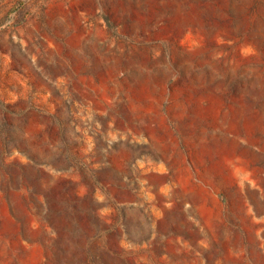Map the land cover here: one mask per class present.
<instances>
[{"label":"rangeland","instance_id":"obj_1","mask_svg":"<svg viewBox=\"0 0 264 264\" xmlns=\"http://www.w3.org/2000/svg\"><path fill=\"white\" fill-rule=\"evenodd\" d=\"M0 264H264V0H0Z\"/></svg>","mask_w":264,"mask_h":264}]
</instances>
